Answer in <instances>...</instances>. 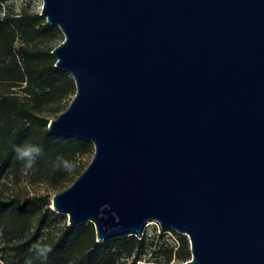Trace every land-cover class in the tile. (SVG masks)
<instances>
[{
	"label": "water",
	"instance_id": "water-1",
	"mask_svg": "<svg viewBox=\"0 0 264 264\" xmlns=\"http://www.w3.org/2000/svg\"><path fill=\"white\" fill-rule=\"evenodd\" d=\"M76 95L48 131L94 145L52 210L98 241L150 222L184 264H264V0H43Z\"/></svg>",
	"mask_w": 264,
	"mask_h": 264
},
{
	"label": "trees",
	"instance_id": "trees-1",
	"mask_svg": "<svg viewBox=\"0 0 264 264\" xmlns=\"http://www.w3.org/2000/svg\"><path fill=\"white\" fill-rule=\"evenodd\" d=\"M0 0V185L6 175L30 172L38 181L61 184L80 176V157L94 145L48 131L44 115L76 95L73 77L56 67L52 51L61 43L59 28H52L40 13L5 9ZM64 40V39H63ZM62 40V42H63ZM48 195L5 197L0 192V264H137L151 255L153 264H179L191 260L190 241L177 235L178 247L125 234L98 241L96 226L85 222L69 226L67 216L51 209ZM58 231L55 228L60 227Z\"/></svg>",
	"mask_w": 264,
	"mask_h": 264
},
{
	"label": "rangeland",
	"instance_id": "rangeland-1",
	"mask_svg": "<svg viewBox=\"0 0 264 264\" xmlns=\"http://www.w3.org/2000/svg\"><path fill=\"white\" fill-rule=\"evenodd\" d=\"M43 4H44L43 0H10L6 4L5 9L7 11H11L14 13H21L22 11H25V10L35 12V13H41ZM61 35H62V38L55 40L53 42V45L62 43V40L64 39V35L63 33ZM74 97L69 98L67 101H65V103H63L62 112L60 114H62L63 112L67 110V108L71 104ZM54 109H55L54 106L46 108L44 115L51 118V120L57 119L60 114L53 113ZM94 153H95V148L93 147V152L83 157H80L77 165H80V168L84 169L85 171L86 168L91 163L94 157ZM78 177L79 176H73L71 180H68L61 184L56 185V184L38 181L30 172L22 171L14 175H11V174L6 175L1 182L0 192L5 197L19 196L21 198H27V197H33V196L48 195L51 197V200H52L54 195L62 193L63 191L71 187L73 183L78 179ZM67 222L69 224L68 216H67ZM60 228L61 226L55 228V231H58ZM144 234L148 237V239L151 242L161 240L159 236L161 234H164L165 238L163 241L165 243L169 244L170 246L176 247V248L178 247L177 235L170 231L163 232V229H161L159 223L157 222L148 223L145 227ZM1 247H2V243H1V232H0V249ZM132 260H134V258ZM132 260L129 262L130 264L132 263ZM172 262L174 264H179V262L175 259H173ZM137 264H153L151 255L149 254L147 256H142V258H140V260L137 261Z\"/></svg>",
	"mask_w": 264,
	"mask_h": 264
}]
</instances>
